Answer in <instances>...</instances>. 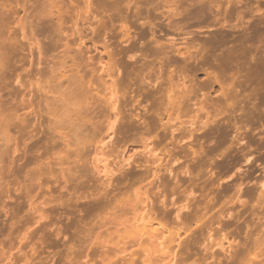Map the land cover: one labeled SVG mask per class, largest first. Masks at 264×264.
Masks as SVG:
<instances>
[{"label":"clouds","instance_id":"1","mask_svg":"<svg viewBox=\"0 0 264 264\" xmlns=\"http://www.w3.org/2000/svg\"><path fill=\"white\" fill-rule=\"evenodd\" d=\"M27 3L31 34H0V216L7 220L17 202L31 201V206L13 219L7 235L0 234V264H101L88 257L93 216L129 198L142 211L133 221L146 237L142 264H264V102L247 86L264 67V31L246 44L241 61L230 59L237 55L233 44L187 43L196 33L178 31L173 23L181 0ZM223 3L225 12L238 9L236 32L253 22L264 29V0ZM118 4L129 11L136 7V23L152 35L129 49L137 37L123 27L125 15L102 33L108 62L86 58L77 61L78 71L65 69L85 38L92 39L113 17L108 6ZM153 12L176 35L158 40L157 24L164 21L153 23ZM69 16L80 23L75 33L80 39L71 48L64 41L30 70L29 49L56 43L75 27L56 26L38 39L33 21L62 22ZM118 26L122 48L113 52L108 37ZM117 104L119 127L108 131ZM253 118L254 129L246 123ZM220 126H230L223 142ZM249 133L259 141L255 147ZM42 136L48 137L47 155L30 150ZM97 150L110 164L106 172L95 169ZM82 165L95 170L80 178ZM89 176L96 177L98 187ZM72 181L87 188L69 192ZM48 185L52 190H45ZM73 222V231L87 241L84 249L66 234ZM56 244L63 248L53 252Z\"/></svg>","mask_w":264,"mask_h":264},{"label":"rangeland","instance_id":"2","mask_svg":"<svg viewBox=\"0 0 264 264\" xmlns=\"http://www.w3.org/2000/svg\"><path fill=\"white\" fill-rule=\"evenodd\" d=\"M64 2L67 4L70 2V0H64ZM71 2H75V0H71ZM93 3H95V0H93ZM108 7L110 11L114 10L115 14L102 29L97 30L96 36H94L92 39L85 38L83 47L78 49L79 56H77L75 59H67V63H65L63 67L68 71H78L79 65L77 61L82 62L86 58L98 60L101 64L108 62L109 55L105 48V41L103 39L102 33L110 29L113 24L119 25L120 19L125 15L128 23L123 25V27L130 29L131 34L137 37V39L133 40L132 44L128 46L129 49L136 48L139 45L140 40H147L152 35V32L147 26L142 28L138 23H136V7H132L131 11L125 9L123 5L119 4L110 5ZM225 8L226 6L223 3V0H181L179 8L175 10L177 12V20L173 23L176 30L178 31L185 30L189 32H195L196 35H193L192 39L187 43L189 45L195 43L197 46L210 44L213 47H226L229 44H234L236 41L245 42L246 39L253 41L261 31H264V29H262L258 24L253 22V25H251L249 29L245 30L244 32H236L234 29H232V26L236 24L238 9L233 7L227 9L225 12ZM86 11L91 14L93 9L88 8ZM28 12L29 7L27 0H0V34L7 35L9 32H11L13 35L16 33L30 35L31 33L28 31L27 21L31 19V16L27 15ZM144 14V8L141 5L140 15ZM150 19L153 23H156L158 20L164 21V18L157 16L155 12L151 14ZM66 23L75 24L74 28L66 29L68 33L67 36L63 37L62 39L57 38L56 43L42 42L40 48L37 50L29 49L31 52V59L28 61L30 70H32L31 66L41 64L42 58L51 55L54 51H59L60 48L64 46V41H67V46L71 48L80 39L79 36L75 35V33L79 31L80 23L73 20L70 16L66 17L62 22H58L55 19H46L39 25H36L35 21H33L35 34L38 39L41 36L51 33L53 28L56 26L63 28ZM157 28L159 30L157 32L158 40L169 35H176V32L171 31L166 21L158 23ZM161 32L164 33V37L160 36ZM87 35H90V33H81V36L86 37ZM246 36L248 38L245 39ZM241 37L245 40H240ZM122 39L123 33L118 26L112 30L111 35L108 37V42L111 44L113 52H116L122 48L120 45V40ZM251 41L247 42L251 43ZM247 42L246 44H248ZM246 44L244 43V45ZM147 50L151 51L150 48ZM47 74L48 73L45 71V76L42 78H46ZM11 75L12 73L10 71L6 72L5 74L6 77ZM202 78L203 76H201V79ZM250 88L252 89V87ZM117 94L118 91L115 95L117 96ZM117 108V111L112 110L114 114V120L111 119V123L114 121V125L112 124L114 128L119 127L118 122L120 117L117 116L116 118L115 116V113L119 111V104H117ZM251 122L252 123L249 122V125L254 129L257 122ZM229 127L230 126H220L218 128L219 138L222 142L226 140L231 134L229 132ZM248 135L250 138L249 140L254 144L253 147H255L259 141L256 140V137L251 136L250 133ZM47 139V136H42L39 139H36L33 144L30 145V150L33 153L40 152L41 155H47V152L44 151L46 148L45 141ZM57 147H59V145H57ZM96 152H94L92 155V161L95 165V169L106 172L107 168L110 167V164L108 163L102 151L97 150ZM53 155L59 156L62 155V153H53ZM33 159L34 158H30L28 163H33ZM237 159H239V157H237ZM81 167L82 175L80 178H83L84 175H87L88 173L95 170L94 168L87 165H82ZM249 175L255 176V172H251ZM100 179L102 180L103 177H100ZM89 180L92 182L93 187L99 186L96 177L89 176ZM86 188L87 183L83 185H77L75 181H72L69 183L68 191L71 192L73 189H77L79 191L85 190ZM45 190H52L51 186L48 185ZM36 199L38 200L39 197H36ZM97 203L100 202L98 201ZM30 206L31 201L25 203L17 202L14 205H11L10 207L12 208V215H10L7 220H5L3 216H0V234L7 235L11 230V223L13 219L22 217L24 213L28 211ZM92 212H95V209H92ZM137 216L142 217V211L137 210V204L131 198L120 201L119 205L116 207L105 208L102 212L95 214L91 221V224L94 225V227L90 230L93 243L88 249V257L98 258L101 264H104L105 260H107L108 264H121L122 261H127L128 264H142L141 256L143 254V245L146 237L141 236L142 229L138 228L136 223H133V221H136ZM74 228H76L75 222H73L71 227L66 228V234H69L70 241L76 242L78 248L84 249L85 243L87 241L80 235L78 231L74 232ZM78 236H80L79 239ZM51 247L52 251L56 252L58 249L63 248V245L56 244ZM82 254L83 252H79L75 255L77 258H79V256ZM63 255H66V253H62V256Z\"/></svg>","mask_w":264,"mask_h":264},{"label":"bare ground","instance_id":"3","mask_svg":"<svg viewBox=\"0 0 264 264\" xmlns=\"http://www.w3.org/2000/svg\"><path fill=\"white\" fill-rule=\"evenodd\" d=\"M238 37V36H237ZM244 37V36H243ZM248 38L247 36L245 37V39ZM245 40L244 38H240V40ZM239 40V38H238ZM236 41V39H235ZM247 41H251V40H247L244 42V41H236L234 42L233 45H235V52L237 53V55L234 57V58H230V59H238V60H243V57H244V51H245V46L244 43L246 44ZM247 42V43H249ZM213 43V42H212ZM264 76V67L260 68V69H257V71L255 73H253L249 78H248V81H247V86L250 88L252 87V92L254 95H256L257 99L261 102H264V90H261L260 88V81H261V77ZM117 93V92H116ZM116 93H113V97L115 98V94ZM118 95V94H117ZM117 105L114 106L112 108L113 111H117ZM117 118V116H116ZM114 120V119H113ZM116 120V119H115ZM252 121H255L253 123H256L257 121L255 120V118H253ZM247 123H249V121H247ZM252 123V122H250ZM258 123V122H257ZM114 121L111 123V120L109 121V131H111L112 128H114ZM250 143H252V141L249 140ZM253 144V143H252ZM254 145V144H253ZM97 153V152H96ZM104 154V153H103ZM130 212V211H129ZM135 217V216H134ZM133 226V225H132Z\"/></svg>","mask_w":264,"mask_h":264}]
</instances>
